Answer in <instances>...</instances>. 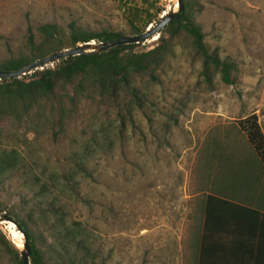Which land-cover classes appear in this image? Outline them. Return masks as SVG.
Listing matches in <instances>:
<instances>
[{
    "label": "rangeland",
    "instance_id": "rangeland-1",
    "mask_svg": "<svg viewBox=\"0 0 264 264\" xmlns=\"http://www.w3.org/2000/svg\"><path fill=\"white\" fill-rule=\"evenodd\" d=\"M144 1L0 0V57L8 55L7 44L15 51L20 47L29 26L77 21L92 30L127 31L124 10ZM157 1L158 10L165 11L157 10L153 25L173 7L178 11L177 0ZM203 6L198 23L206 43L237 62V84L218 78L209 88L200 63L179 47L161 84L147 89L145 109L123 129L115 110L87 103L56 138L28 134L29 145L19 146L26 162L48 181L51 173L74 165L73 155L89 149L87 175L78 178L80 192L67 198V210L69 222L83 223L107 264H194L201 202L223 186L203 172L205 145L218 139L238 167L249 147L236 121L256 114L264 131V0H204ZM158 38L135 51L154 49ZM27 184L22 178L0 184V200L14 206L20 195L32 199L36 189ZM9 224L1 231L18 246ZM0 264H11L1 247Z\"/></svg>",
    "mask_w": 264,
    "mask_h": 264
},
{
    "label": "trees",
    "instance_id": "trees-1",
    "mask_svg": "<svg viewBox=\"0 0 264 264\" xmlns=\"http://www.w3.org/2000/svg\"><path fill=\"white\" fill-rule=\"evenodd\" d=\"M203 1L184 0L183 10L161 32L159 45L152 50L136 52L140 44L123 45L62 59L19 79L0 80V143L4 145L0 149V184L22 178L36 189L32 199L20 195L14 206L0 200V210L27 235L31 264L107 262L83 223L69 222L67 210V198L80 192L78 178L87 175L91 141L85 155H73L74 165L66 172L51 173L49 181L26 162L19 146L29 145L28 134L50 133L56 138L87 103L115 110L123 129L133 122L136 111L145 109L147 89L161 84L179 47L200 63L201 78L209 88L218 78L228 86L237 84V62L223 58L218 48L213 50L206 43L198 23ZM157 4V0H145L141 6L129 3L124 10L127 31L92 30L77 21L66 26H29L16 51L7 44L8 55L0 57V71H18L79 45L143 35L156 23ZM236 124L249 147L238 167V159L227 157L225 153H229L218 139L209 140L203 150V172L214 175L223 186L220 192L207 193L201 202L203 225L194 264H264V131L256 114ZM0 247L11 264H23L19 249L1 228Z\"/></svg>",
    "mask_w": 264,
    "mask_h": 264
},
{
    "label": "water",
    "instance_id": "water-1",
    "mask_svg": "<svg viewBox=\"0 0 264 264\" xmlns=\"http://www.w3.org/2000/svg\"><path fill=\"white\" fill-rule=\"evenodd\" d=\"M177 1H178L177 4L178 11H175L176 6L173 7L168 15L164 14L160 22L147 29V31L143 35L122 37L115 41H111L107 43L96 44L95 42H93L85 45H79L78 47L73 49L51 54L45 59L32 63L18 71H13V72L0 71V80H4V79L11 80V79L22 78L23 76L29 75L37 70H42L44 67L53 65L55 62H58L62 59H67L70 57H78L86 54L103 53L109 49H113L118 46L141 44L151 39H154L155 37L159 36L161 32L176 18L177 14L183 10L184 0H177ZM164 11L165 10L160 9L158 10V13L161 14ZM8 223L14 224L15 227L18 229V231H20L24 235L23 247L21 249L17 245L16 247L20 251L23 264H31L32 249L30 247V243L27 235L20 229L19 225L12 220L11 217H9L7 214L3 213L0 210V226Z\"/></svg>",
    "mask_w": 264,
    "mask_h": 264
},
{
    "label": "bare ground",
    "instance_id": "bare-ground-1",
    "mask_svg": "<svg viewBox=\"0 0 264 264\" xmlns=\"http://www.w3.org/2000/svg\"><path fill=\"white\" fill-rule=\"evenodd\" d=\"M9 229L12 231L11 233L14 236V240L17 241V244L19 247H23V238L21 233H19L18 231L15 230V225L10 223L9 225Z\"/></svg>",
    "mask_w": 264,
    "mask_h": 264
},
{
    "label": "crops",
    "instance_id": "crops-1",
    "mask_svg": "<svg viewBox=\"0 0 264 264\" xmlns=\"http://www.w3.org/2000/svg\"><path fill=\"white\" fill-rule=\"evenodd\" d=\"M263 212H264V210H263ZM262 222H263V225H264V220Z\"/></svg>",
    "mask_w": 264,
    "mask_h": 264
}]
</instances>
